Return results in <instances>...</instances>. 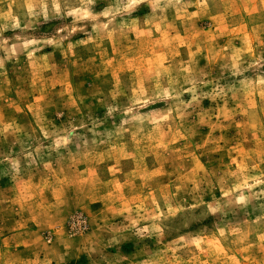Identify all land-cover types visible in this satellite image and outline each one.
Here are the masks:
<instances>
[{"label": "rangeland", "instance_id": "obj_1", "mask_svg": "<svg viewBox=\"0 0 264 264\" xmlns=\"http://www.w3.org/2000/svg\"><path fill=\"white\" fill-rule=\"evenodd\" d=\"M0 264H264V0H0Z\"/></svg>", "mask_w": 264, "mask_h": 264}]
</instances>
